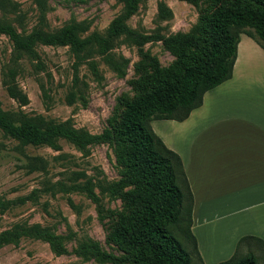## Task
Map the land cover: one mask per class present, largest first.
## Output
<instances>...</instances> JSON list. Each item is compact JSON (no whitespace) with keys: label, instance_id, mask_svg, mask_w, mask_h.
I'll return each instance as SVG.
<instances>
[{"label":"rangeland","instance_id":"1","mask_svg":"<svg viewBox=\"0 0 264 264\" xmlns=\"http://www.w3.org/2000/svg\"><path fill=\"white\" fill-rule=\"evenodd\" d=\"M10 1L16 12L6 17L13 26L23 33L33 30L40 19L35 0ZM234 4L245 7L244 3L231 0L195 3L144 0L126 24L139 35L193 36L206 48L210 40L209 25L215 13ZM160 5L171 12L168 18L159 16ZM121 11L122 3L117 0H47L45 29L53 32L78 23L81 38L93 32L104 35ZM143 47L158 62L162 72L177 71L178 57L160 41L149 40ZM12 49L9 38L0 34L1 108L55 123L67 121L97 140L83 149L67 139H58L57 149L44 145L23 146L20 149L25 155L42 158L45 163L43 171L29 172L23 168L22 156L15 150L18 140L0 131V145L4 147L0 151V233L15 225L25 229L37 224L44 230L42 236L23 235L16 244L0 248V264H136L135 255L120 250L110 238L120 218L130 212L121 194L131 188L117 195L105 188L125 175V167L116 155L117 132L127 106L150 94L156 86L152 64L141 58L134 40L124 36L116 39L110 50L119 70H114L96 53L78 61L69 46L37 44L34 47L36 58L23 57L18 62L16 81L27 98V103L20 105L8 96L2 83ZM71 92H75V98L73 103H68ZM73 173H82L90 180L93 197L78 190L63 193L57 188L47 189L56 182L70 183ZM33 190L40 191L30 196ZM182 218L173 233L190 253L191 263L203 264L187 237L186 222L192 215L183 214ZM248 250L258 256L257 264H264V260H260L264 253L262 245L251 244L240 251L244 254Z\"/></svg>","mask_w":264,"mask_h":264},{"label":"trees","instance_id":"2","mask_svg":"<svg viewBox=\"0 0 264 264\" xmlns=\"http://www.w3.org/2000/svg\"><path fill=\"white\" fill-rule=\"evenodd\" d=\"M117 1L122 3V11L112 19L106 33L100 35L93 32L81 38L78 23H70L53 32L45 29L47 0H35L40 16L37 26L28 33L19 32L6 17L16 12L15 5L10 0H0V34L6 35L13 45L10 62L3 71L2 83L10 98L25 105L26 95L16 81L18 62L23 57L36 58L34 47L37 44L69 46L78 61L96 53L108 61L114 70H119L116 66L118 63L110 56L113 43L121 36L134 40L138 54L153 66L156 86L150 94L139 97L127 106L117 132L116 155L119 163L125 167V175L105 189L117 195L130 187L131 190L121 194L130 212L120 218V224L112 229L110 238L123 252L133 253L136 264H192L190 253L173 233L182 222V215L191 214L192 201L182 164L178 155L167 149L155 135L150 123L154 120L186 119L192 110L202 104L203 95L207 91L228 80L240 35L251 38L264 50V0H231L244 3L245 7L240 8L234 4L216 12L209 25L210 40L206 48L193 36L136 34L128 28L126 21L144 0ZM183 1L195 3L200 0ZM158 12L165 19L171 15L163 5L159 6ZM149 40L160 41L178 57L176 72H162L158 62L144 51L143 46ZM77 81L75 76V84ZM74 98L75 92L69 93L68 103H73ZM0 131L18 140L19 146L15 150L21 154V161L24 162L22 166L29 172L43 171L45 163L42 158L25 155L20 149L23 146L44 145L57 149V140L67 139L83 149L97 140V137L75 129L67 121L55 123L39 116L10 113L1 106ZM3 148L0 145V151ZM71 177L70 183L56 182L47 189L53 191L57 188V191L63 193L78 190L93 197V185L84 174L73 173ZM39 191L33 190L30 196ZM186 223L187 237L199 255L190 231L191 218ZM43 231L37 224L25 229L15 225L11 230L0 233V248L16 244L23 235L42 236ZM251 244L264 247L262 240L244 236L238 240L233 255L218 264H257L259 259L254 251L248 250L244 254L240 251L242 247ZM260 260H264V253Z\"/></svg>","mask_w":264,"mask_h":264},{"label":"crops","instance_id":"3","mask_svg":"<svg viewBox=\"0 0 264 264\" xmlns=\"http://www.w3.org/2000/svg\"><path fill=\"white\" fill-rule=\"evenodd\" d=\"M150 126L180 158L202 263L228 260L244 236L264 242V50L240 35L231 77L186 119Z\"/></svg>","mask_w":264,"mask_h":264}]
</instances>
